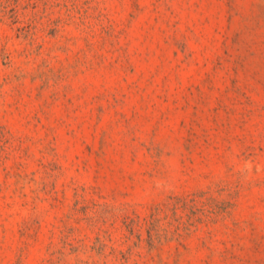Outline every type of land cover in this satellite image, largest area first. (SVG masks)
<instances>
[{
	"label": "rangeland",
	"instance_id": "obj_1",
	"mask_svg": "<svg viewBox=\"0 0 264 264\" xmlns=\"http://www.w3.org/2000/svg\"><path fill=\"white\" fill-rule=\"evenodd\" d=\"M0 264H264V0H0Z\"/></svg>",
	"mask_w": 264,
	"mask_h": 264
}]
</instances>
